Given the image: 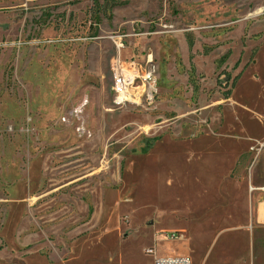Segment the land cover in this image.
Segmentation results:
<instances>
[{
    "label": "rangeland",
    "instance_id": "rangeland-1",
    "mask_svg": "<svg viewBox=\"0 0 264 264\" xmlns=\"http://www.w3.org/2000/svg\"><path fill=\"white\" fill-rule=\"evenodd\" d=\"M262 187L264 0H0V264H264Z\"/></svg>",
    "mask_w": 264,
    "mask_h": 264
},
{
    "label": "built area",
    "instance_id": "built-area-1",
    "mask_svg": "<svg viewBox=\"0 0 264 264\" xmlns=\"http://www.w3.org/2000/svg\"><path fill=\"white\" fill-rule=\"evenodd\" d=\"M114 44L118 53L110 62L113 102L119 106L127 102L144 108L151 106L157 93L156 76L151 60L139 56L123 59L120 57L123 42L120 40ZM75 134L78 139L83 138L87 134L85 127L82 124L77 125ZM147 252L153 253V249ZM153 264H191V261L187 256H155Z\"/></svg>",
    "mask_w": 264,
    "mask_h": 264
},
{
    "label": "crops",
    "instance_id": "crops-1",
    "mask_svg": "<svg viewBox=\"0 0 264 264\" xmlns=\"http://www.w3.org/2000/svg\"><path fill=\"white\" fill-rule=\"evenodd\" d=\"M137 56H139L140 58H146V55L145 56H143L141 53H139ZM148 58L150 59V57L148 56ZM261 189H264V187H262Z\"/></svg>",
    "mask_w": 264,
    "mask_h": 264
}]
</instances>
